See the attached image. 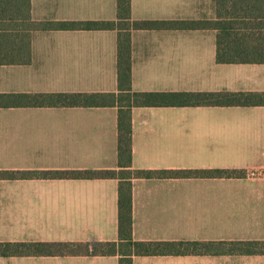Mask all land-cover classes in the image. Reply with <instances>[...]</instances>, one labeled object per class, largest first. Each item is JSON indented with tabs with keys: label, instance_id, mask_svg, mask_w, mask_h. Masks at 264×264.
<instances>
[{
	"label": "crops",
	"instance_id": "obj_1",
	"mask_svg": "<svg viewBox=\"0 0 264 264\" xmlns=\"http://www.w3.org/2000/svg\"><path fill=\"white\" fill-rule=\"evenodd\" d=\"M133 20L212 21L216 0H131ZM0 0V94L118 93L117 0ZM45 26V27H43ZM214 29L132 32L136 92L264 93V63L218 64ZM118 107L0 106V172L118 169ZM133 168L234 178L132 182L137 242H264V106L131 109ZM262 174L252 177L249 171ZM118 179H0V244L119 241ZM120 256L0 255V264H119ZM133 264H264V254L134 256Z\"/></svg>",
	"mask_w": 264,
	"mask_h": 264
},
{
	"label": "trees",
	"instance_id": "obj_2",
	"mask_svg": "<svg viewBox=\"0 0 264 264\" xmlns=\"http://www.w3.org/2000/svg\"><path fill=\"white\" fill-rule=\"evenodd\" d=\"M22 10L4 17L26 20L30 0ZM131 0H117L115 21L46 23L61 30L118 31V93L0 94V106L118 107V169L50 172H0V179H118L119 241L91 243L0 244V255L120 256L119 264H133L134 256L264 254L262 241L238 242H137L133 239L132 182L152 178H234V170L148 171L133 168L132 118L134 107L150 106H264V93L255 92H136L132 89V32L168 29L217 31L218 64L264 63V0H216L212 21L133 20ZM43 26V27H45Z\"/></svg>",
	"mask_w": 264,
	"mask_h": 264
},
{
	"label": "built area",
	"instance_id": "obj_3",
	"mask_svg": "<svg viewBox=\"0 0 264 264\" xmlns=\"http://www.w3.org/2000/svg\"><path fill=\"white\" fill-rule=\"evenodd\" d=\"M260 174H262L260 170H252V171H249V173H247V175L252 176V177L258 176Z\"/></svg>",
	"mask_w": 264,
	"mask_h": 264
}]
</instances>
